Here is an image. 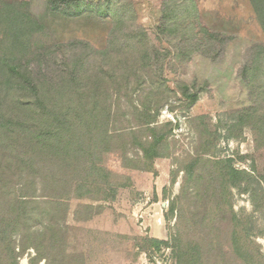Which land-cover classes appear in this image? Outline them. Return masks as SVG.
I'll use <instances>...</instances> for the list:
<instances>
[{
    "label": "rangeland",
    "instance_id": "rangeland-1",
    "mask_svg": "<svg viewBox=\"0 0 264 264\" xmlns=\"http://www.w3.org/2000/svg\"><path fill=\"white\" fill-rule=\"evenodd\" d=\"M26 1L34 18L46 25L43 32L34 35L35 39L47 47L54 45L41 62L30 63L34 76L50 79L64 69L71 53L70 42H77L92 53L93 66L89 68L98 70L97 74L105 78L109 106L107 148L110 146V150L101 155L103 165L116 183L128 185L117 189L110 201L95 202L75 199L72 194L62 193L58 186L44 188L40 178L30 177L32 181L20 190L19 184L14 186L18 181L13 179L5 194L9 192L11 197L25 194L28 213H31L12 237L16 252L22 244L28 245L17 257L19 264H33L37 251L31 244L32 239L50 222H55L57 231L51 229L47 233H55L60 239L58 261L54 264H173L170 248L153 253L140 250L137 238L143 236L197 241L202 243L203 252L211 243L214 251L209 255L206 252L205 264H212L214 259L220 261L218 264H242L238 260L233 262L228 249L230 210L243 220L242 237L254 243L253 250L258 249L264 255L263 184L254 201L250 190L225 191L228 203L217 210L215 222L210 219L206 222L201 220L205 217L203 200L193 196L197 185L195 188L186 183L188 189L183 193L185 174L180 170L199 151V131L207 124L211 129L215 126L217 139L212 152L203 157L230 158L236 168L259 179L264 155L251 129L244 126L241 134L230 129L236 112L258 102L255 89L264 87V61L257 58L258 74L251 71L255 54L263 53L264 35L249 0H124L133 10L132 28L152 30L160 38L161 47L154 46L166 53L156 65L174 92H170L172 95L160 107L158 124L171 122L173 128L162 150L164 154L153 160L155 171L151 172L138 168L143 166L141 151L131 137L134 132L145 140L146 131L140 128L141 120L135 113L145 96L154 94L153 70L148 67V72L139 71L140 81L133 77L126 82L114 79L119 72L124 73L126 64L117 44L109 43L108 33L119 38L115 30L119 31L120 25L108 18L65 17L51 10L48 0ZM63 7L59 3L58 8ZM101 52L107 55L102 56ZM179 83L198 95L188 110L184 109V99L177 89ZM259 108L264 111V95L259 98ZM201 115L204 119H195ZM132 165L135 168L129 167ZM173 176L175 181L171 183ZM251 185L257 184L250 182ZM172 201L175 208L169 213ZM257 207L259 210H254ZM221 244L223 248L217 250ZM37 264H45V260Z\"/></svg>",
    "mask_w": 264,
    "mask_h": 264
},
{
    "label": "trees",
    "instance_id": "trees-1",
    "mask_svg": "<svg viewBox=\"0 0 264 264\" xmlns=\"http://www.w3.org/2000/svg\"><path fill=\"white\" fill-rule=\"evenodd\" d=\"M48 2L51 10L59 11L65 17L108 18L120 25L119 31L115 30L120 34L119 38L108 33L109 43L117 44L126 64L124 73L119 72V75L113 76L114 79L126 82L133 77L140 81L142 75L138 74L139 71L148 72V67L153 70L154 78L151 82L155 85L154 94L145 96L135 113L141 120L140 128L146 131L145 140L134 132L131 137L132 143L141 151L143 166L139 165L138 168L153 171V160L163 156L162 150L166 147L167 137L173 128L171 122L158 124L162 103L172 95L170 92L174 93L162 77V69L156 65L166 53L154 46L157 44L156 46L161 47L160 38L152 30L132 28L133 10L124 0H104L98 3L87 0ZM59 3L64 6L61 10L58 8ZM249 3L264 35V0H249ZM45 28L46 25L31 14L28 1L0 0V264H19L17 257L28 246L27 243L22 244L16 252L12 239L20 223L28 220L31 214L28 213L25 194L22 193L19 197H11L9 192L5 194L14 180L18 181L14 186L19 184L22 190L32 181L30 177L40 178L44 188L58 186L62 193L72 194L75 199L95 202L110 201L117 189L128 185L116 183L103 165L101 155L110 150V146L107 148V139L110 137L107 132L109 106L105 78L97 74L98 70L90 71L89 68L93 66L92 53L86 52L85 47L78 46L80 44L77 42H70L68 47L71 53L64 62V69L50 79L44 75H33L30 63L36 60L41 62L43 56L54 46L47 47L35 39L34 35L43 32ZM101 55L107 53L101 52ZM257 58L264 61V49L263 53L255 54V66L251 71L256 74L259 72ZM177 89L184 99V109L188 110L198 99L197 93L184 83H179V87L177 84ZM254 94L258 96V102L255 101L252 107L237 111L230 129L241 134L244 126L249 127L264 155V111L259 108V98L264 95V87L255 89ZM195 119H204V116H197ZM199 134V151L189 158L186 167L180 169L185 174L182 192L188 189L185 187L186 183L193 184L195 188L197 185L193 196L203 200L205 207V217L201 220L208 222L210 219L215 222L217 210L228 203L225 193L230 188H236L239 192L250 190L253 201L259 197L261 183L264 186V166L258 172L259 179H255L250 172L236 168L230 158H205L203 155L215 148L217 131L215 126L211 129L209 125L203 124ZM241 158L244 159L245 156ZM252 162L254 172L255 160ZM129 167L135 168L134 165ZM174 181L175 176L171 178V183ZM250 182L257 185L252 187ZM86 206L92 207L89 204ZM174 208L172 201L167 212L173 213ZM254 210L259 209L257 207ZM236 216L230 210L228 249L233 262L238 260L242 264H264V255L258 249L253 250L254 243L242 237L243 220ZM54 223H47L42 227L43 230L40 229L38 236L32 239L31 244L37 251V256L32 258L33 264L42 259L45 264H54L56 259L58 261L60 239L55 233H47L51 229L57 231ZM137 240L140 250L151 253L170 248L173 264H205L206 252L209 255L210 251H214L211 243L206 252H203L202 243L184 241L179 237L161 240L143 236ZM221 248L222 244L216 249ZM214 260L212 264L220 262Z\"/></svg>",
    "mask_w": 264,
    "mask_h": 264
}]
</instances>
